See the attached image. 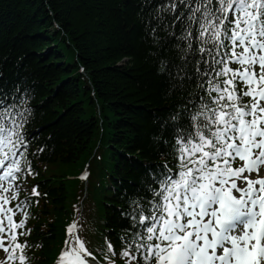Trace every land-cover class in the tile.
Masks as SVG:
<instances>
[{"label":"trees","instance_id":"obj_1","mask_svg":"<svg viewBox=\"0 0 264 264\" xmlns=\"http://www.w3.org/2000/svg\"><path fill=\"white\" fill-rule=\"evenodd\" d=\"M177 3L158 22L167 0H0V103L14 97L31 110L24 127L35 175L24 186L39 193L28 221L32 264L54 260L78 211L85 164L89 191L79 231L91 244L94 227L116 244L130 228L122 216L130 199L148 196L150 170L173 159L172 125L190 121L171 116L192 90L173 87V65L182 63L175 45L185 43L175 17L189 11Z\"/></svg>","mask_w":264,"mask_h":264},{"label":"snow or ice","instance_id":"obj_2","mask_svg":"<svg viewBox=\"0 0 264 264\" xmlns=\"http://www.w3.org/2000/svg\"><path fill=\"white\" fill-rule=\"evenodd\" d=\"M179 3L189 11L175 17L185 43L175 45L182 63L173 65L179 78L173 87L192 90L171 120L188 117L190 123L172 125L174 163L150 170L151 196L130 199L131 210L122 212L131 235L121 237L119 255L125 264H264V0ZM177 9V0H167L156 11L157 21ZM158 28H152L154 42ZM167 64L161 60L160 70L171 76ZM17 107L0 110V248L6 254L0 264L27 262V242L17 239L22 233L16 229L29 213L14 217L28 201H11L19 196L15 181L25 167L35 172L24 127L31 110L13 112ZM33 193L39 195L36 186ZM78 227L75 220L67 227L56 264H96ZM108 251L116 255L110 240Z\"/></svg>","mask_w":264,"mask_h":264}]
</instances>
